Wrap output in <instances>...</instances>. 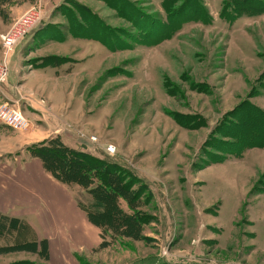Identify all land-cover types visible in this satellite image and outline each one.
Masks as SVG:
<instances>
[{
    "label": "rangeland",
    "instance_id": "obj_1",
    "mask_svg": "<svg viewBox=\"0 0 264 264\" xmlns=\"http://www.w3.org/2000/svg\"><path fill=\"white\" fill-rule=\"evenodd\" d=\"M3 1L0 27L7 28L0 34L25 11H43L41 24L7 54L6 78L19 81L25 97L53 118L45 124L24 95L4 99L28 121L25 128L8 133L16 136L11 140L23 138L31 144L58 136L71 147L117 161L152 192V199L140 206L145 220L139 230L131 229L128 236L106 234V244L101 246L103 233L97 227L95 246L70 245L67 250L86 264H151L154 258L171 264H264V147L247 149L242 158L222 162H207L203 153L204 141L225 112L245 98L264 108V13L243 15L229 23L219 17L222 0H202L212 16L210 24L190 20L157 45L136 43L112 51L98 40L69 33L64 12L71 1L78 2L108 25L133 32L128 19L120 17L108 0H59L54 5L30 0L12 20L9 6L19 3ZM131 1L145 12L166 16L162 0ZM47 23L65 39L38 36L35 31ZM51 32L49 28L45 33ZM2 54L0 43V59ZM42 57L50 62L64 59L44 67L49 77L54 70L69 76L60 84L35 82L27 70ZM31 83L40 87L38 94L29 90ZM204 85L208 92L197 90L196 86ZM179 113L197 114L206 124L198 129L184 127L172 117ZM39 122L47 127L45 132ZM91 136H96L95 141L87 140ZM108 146L114 151H108ZM215 149L209 145L204 151L219 152ZM66 187L76 201L89 198L78 185ZM122 206L128 210L124 201ZM47 254L44 258L26 250L1 252L0 264L25 259L81 264L73 254L68 255L70 262L63 263L65 253L51 252L50 246Z\"/></svg>",
    "mask_w": 264,
    "mask_h": 264
},
{
    "label": "trees",
    "instance_id": "obj_2",
    "mask_svg": "<svg viewBox=\"0 0 264 264\" xmlns=\"http://www.w3.org/2000/svg\"><path fill=\"white\" fill-rule=\"evenodd\" d=\"M108 3L120 17L128 19L133 26V32L108 25L90 8L74 1L64 7L65 9L62 7L66 12L65 19L70 23L68 32L77 38L98 40L115 51L136 43L157 45L172 37L183 23L190 20L200 21L205 25L212 22V16L202 0H162V8L166 14L164 18L157 13L143 11L131 0H108ZM263 13L264 0H222L219 17L233 23L240 16H256ZM49 28L53 32L45 33ZM35 32L49 40L65 39V34L57 30L55 32L49 23ZM46 58L42 57L34 68L55 66L64 62V59L50 62L46 61ZM196 88L201 92H208L205 85ZM168 92L174 95V91ZM183 116L193 119L186 120ZM172 117L182 126L191 129H198L206 124L203 117L197 114L179 113L172 114ZM209 145L219 152L204 151ZM203 147V153L208 157L207 162H222L228 157L242 158L247 149L264 147V108L245 98L224 113L208 134ZM25 149L30 156L40 159L45 171L58 182L78 185L89 194L85 202L77 200V204L85 212L87 220L102 230L101 246L106 244V234L128 236L131 229L139 230V224L142 225L145 220L140 217L143 215L140 206L152 199V192L147 183L117 161L71 147L64 144L58 136L28 144ZM123 201L128 210L123 208ZM0 241V253L26 250L36 252L44 258L48 256L46 239H37L26 220L1 211ZM74 255L79 263L86 264L84 258L78 254ZM6 264L40 263L25 259ZM151 264L171 263L154 258Z\"/></svg>",
    "mask_w": 264,
    "mask_h": 264
},
{
    "label": "crops",
    "instance_id": "obj_3",
    "mask_svg": "<svg viewBox=\"0 0 264 264\" xmlns=\"http://www.w3.org/2000/svg\"><path fill=\"white\" fill-rule=\"evenodd\" d=\"M50 1L53 5L59 2V0H47L46 3L51 4ZM14 2L19 4L14 7L9 6L7 13L11 20L20 13L21 7H24L22 5H26L25 7L30 5V0H14ZM2 3L0 2V6H4ZM7 13H5L6 19H8ZM1 20L0 17V22ZM4 27H0V32L6 30L7 27ZM15 68L18 69L17 66ZM45 70L46 68H29L27 71H29L28 76H33L35 82L37 79L39 83L45 80L60 84L62 80H65L64 77L69 76V74L54 70L50 73L53 77H49ZM38 71L45 73H37ZM19 84V81H11L9 77L0 86V102L4 99L14 100L23 96L25 91L20 89ZM33 85L34 83H31V86H27L36 95L40 87ZM36 87L37 90H35ZM25 98L26 101H24L34 109L37 117L45 120V124L51 123L53 119L50 117L51 113L41 112L42 105L32 98ZM39 123V129L45 132L47 130L45 124ZM12 131L16 132V129H8L7 126L0 124V211L26 220L39 238L48 239L47 243H49L51 252L53 249L59 255L65 253L63 263L66 260L70 262L68 255L73 254L74 256V252L73 250L68 251L67 248L70 245L93 244L95 246L99 241V230L87 220L85 212L78 206L73 194L66 187L67 185L61 184L45 171L40 159L29 155L25 149L29 141L22 142L23 138L11 140L16 137H10L8 133L11 134ZM5 142H8V146Z\"/></svg>",
    "mask_w": 264,
    "mask_h": 264
},
{
    "label": "built area",
    "instance_id": "obj_4",
    "mask_svg": "<svg viewBox=\"0 0 264 264\" xmlns=\"http://www.w3.org/2000/svg\"><path fill=\"white\" fill-rule=\"evenodd\" d=\"M43 12V11H42ZM40 9L31 8L12 22L8 30L0 34V43L3 48V54L0 59V86L5 83L7 77V54L13 46L20 41L33 28L41 24L44 17ZM0 122L12 129H22L27 126V119L19 108L10 105L7 101L0 102ZM96 136L89 137V141H95ZM108 151H114L111 146L107 147Z\"/></svg>",
    "mask_w": 264,
    "mask_h": 264
}]
</instances>
